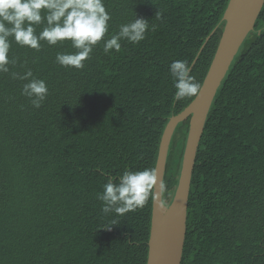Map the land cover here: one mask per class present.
Masks as SVG:
<instances>
[{
  "label": "trees",
  "instance_id": "obj_1",
  "mask_svg": "<svg viewBox=\"0 0 264 264\" xmlns=\"http://www.w3.org/2000/svg\"><path fill=\"white\" fill-rule=\"evenodd\" d=\"M228 1L104 0L109 31L81 70L55 62L58 52L76 51L70 42L41 41L36 51L12 41L16 63L0 73V264H146L152 198L142 209L106 216L97 194L109 176L155 167L167 121L194 99H175L170 65L185 61L201 85ZM136 16L155 30L105 54L104 40ZM29 69L49 89L39 109L21 94L28 81L11 76ZM188 122L169 145L166 206ZM181 264H264V4L204 126Z\"/></svg>",
  "mask_w": 264,
  "mask_h": 264
},
{
  "label": "clouds",
  "instance_id": "obj_2",
  "mask_svg": "<svg viewBox=\"0 0 264 264\" xmlns=\"http://www.w3.org/2000/svg\"><path fill=\"white\" fill-rule=\"evenodd\" d=\"M156 18H162V14L157 12ZM111 19L104 0H0V73H8V65L16 63L14 59H9L12 41L20 47L36 51L41 50V41H46L49 46L70 42L76 51L58 52L55 62L63 68L81 70L94 47L109 31ZM41 24L45 26L37 34L35 26ZM149 30L154 31L155 26L150 29L148 20L136 16L133 21L121 24L116 34L104 40V53L120 51L121 40L140 43ZM170 74L176 100L195 97L200 92L201 85L194 82L185 61H173ZM11 76L13 79L28 81L23 84L21 94L29 99L33 108L39 109L49 94L46 82L34 77L30 69L23 75L13 72ZM157 185L160 191L163 181L154 168L125 170L118 180L109 176L103 191L97 194V199L102 202L101 211L106 216H124L142 209L150 197L156 199ZM112 225H116L115 221ZM110 226L103 229L110 230Z\"/></svg>",
  "mask_w": 264,
  "mask_h": 264
},
{
  "label": "water",
  "instance_id": "obj_3",
  "mask_svg": "<svg viewBox=\"0 0 264 264\" xmlns=\"http://www.w3.org/2000/svg\"><path fill=\"white\" fill-rule=\"evenodd\" d=\"M264 0H229L223 14L224 27L201 83V90L191 103L167 121L160 137L154 169L163 181L169 145L177 125L189 120L180 161L177 184L170 201L163 202L162 189L157 185L152 199L151 224L146 264H181L186 233L188 196L195 157L204 126L216 93L255 22Z\"/></svg>",
  "mask_w": 264,
  "mask_h": 264
}]
</instances>
